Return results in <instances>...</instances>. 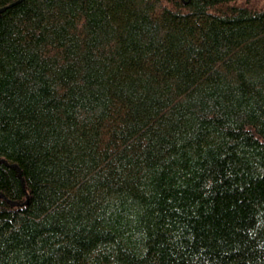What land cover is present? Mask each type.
Here are the masks:
<instances>
[{"label": "trees", "instance_id": "16d2710c", "mask_svg": "<svg viewBox=\"0 0 264 264\" xmlns=\"http://www.w3.org/2000/svg\"><path fill=\"white\" fill-rule=\"evenodd\" d=\"M0 264H264V0H0Z\"/></svg>", "mask_w": 264, "mask_h": 264}]
</instances>
